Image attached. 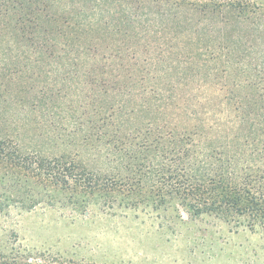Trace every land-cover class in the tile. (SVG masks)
Segmentation results:
<instances>
[{
    "label": "rangeland",
    "instance_id": "1",
    "mask_svg": "<svg viewBox=\"0 0 264 264\" xmlns=\"http://www.w3.org/2000/svg\"><path fill=\"white\" fill-rule=\"evenodd\" d=\"M72 5H67L66 10H77V1ZM152 22L162 32L144 37L141 42L159 40L156 44L171 47L168 32L171 14L165 19L153 16ZM262 37L257 40V53L250 69V73H261L260 80H256L260 87H264ZM90 38L84 41L85 46L96 42L102 46L97 55L92 51L88 55L65 54L61 61L57 60L59 66L33 68L21 77L20 88H32L26 97L38 101L40 107L26 108L18 117L23 125L11 126L21 134L19 145L25 151L39 150L44 156L73 159L98 184L110 185L106 178L117 172L125 175L127 160L111 152L112 145H106L109 139L96 141L87 132L94 105H101L97 100L99 89L95 90L92 80L119 76L120 93L112 92L117 97L114 100L123 104L127 113L114 115L111 122L123 132L122 128L126 132L134 126L144 133L150 128L149 123L159 128L158 136L163 142L139 156L144 162L143 172L149 162L154 164V170H150L151 174L146 175L142 186L135 191L109 188L82 191L75 186L56 189L50 196L38 195L43 196V202L30 210H25L19 202L31 192L14 184L0 186V255L37 253L77 264H264L261 230L234 227L209 215L192 217L176 198L171 199L170 136L171 125L196 128L193 139L203 160L211 152L223 157L226 153L235 156L238 168L248 165L264 171V100H258L245 86L243 91L234 87L233 80L237 83L243 74L235 70L227 76L223 64H209L203 72L214 81L188 78L183 82V90L192 96L188 106L196 113L171 114V83L175 84L171 55L170 62L159 67V50L142 53L140 48L135 65L127 60L130 66L117 70L103 65L116 40L109 37L100 40L95 34ZM106 46L109 47L105 49ZM7 55L15 59L14 52ZM9 58H3L0 53V59ZM90 69L94 72L88 74ZM144 88L150 94V106L141 105L136 97V92ZM131 89L135 95L131 96ZM92 94L94 100L89 98ZM245 94L249 99L242 103L240 95ZM156 97L160 99L155 101ZM110 98L113 97H103L106 101ZM81 104L88 105L80 107ZM51 105L53 109L48 108ZM132 109L134 114L129 112Z\"/></svg>",
    "mask_w": 264,
    "mask_h": 264
},
{
    "label": "trees",
    "instance_id": "2",
    "mask_svg": "<svg viewBox=\"0 0 264 264\" xmlns=\"http://www.w3.org/2000/svg\"><path fill=\"white\" fill-rule=\"evenodd\" d=\"M69 1L0 0V53H3V58H9L8 52L15 54L14 60L0 59V186L14 184L17 188H26L27 193L31 192L19 202L25 210L43 202V196L38 195L50 196L56 189L66 190L75 186L82 191L88 188L135 191L142 186L146 175L154 170V164L149 162L146 172H143L144 162L139 156L163 142L158 136L159 128L149 123L150 128L144 133L134 126L127 128L126 132L122 128L123 132L111 122L114 115L127 113L125 106L114 100L117 97L112 92L120 93L119 76L92 80L95 90L99 89L97 100L101 105H94L93 119L88 122L87 130L88 137L96 141L109 139L106 145H112L111 152L127 160L125 175L117 172L106 178L110 185L93 182L92 174L73 159L44 156L39 150H23L19 145L20 132H16L15 126L11 127L14 123L23 125L22 118L18 117L26 108L34 110L40 107L38 101L26 97L32 88H20L21 77L33 68L59 66L57 60L61 61L65 54L79 56L92 51L97 55L102 51L100 43L95 41L96 44L90 43L89 46L84 43L85 40L90 41L94 34L100 40L106 37L116 40L103 65L117 70L126 69L123 66L128 68L127 60L135 65L140 48L142 53L159 50V67L169 63L171 55V71L175 74V84L171 83V114L196 113L188 106L192 96L183 90V82L188 78L192 81H214L210 74L204 75L203 72L209 64H223L227 76L235 70L243 74L237 83L233 80L234 87L243 91L245 86L258 100H264V87L256 84L261 73H250L257 53V40L264 35V0ZM74 1L78 3L77 10H66L67 5L73 7ZM170 14L168 32L171 33V47L156 44L159 40L154 41L156 45L151 40L141 42L144 37L162 32L153 24V16L165 19ZM140 17L144 20L140 21ZM20 57L29 62L24 63ZM147 93L146 88L136 92L141 105L150 106L151 97ZM106 96L113 98L106 101L103 99ZM159 99L154 98L155 101ZM247 99L246 94L240 95L242 103ZM87 105L81 104L80 107ZM48 108L53 109V106ZM129 112L134 114V109ZM194 131L196 128L192 130L182 124L171 125V199L176 198L181 208L192 217L214 216L234 227L264 233V171L248 165L238 168L235 156H227L226 153L223 157L211 152L203 160L193 139ZM150 186L154 187L153 184ZM0 264L77 263L23 252L0 255Z\"/></svg>",
    "mask_w": 264,
    "mask_h": 264
}]
</instances>
